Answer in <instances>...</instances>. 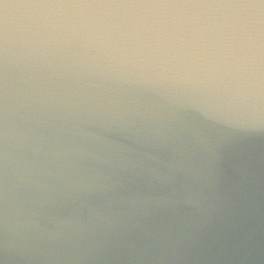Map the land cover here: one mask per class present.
<instances>
[{
  "label": "clouds",
  "instance_id": "clouds-1",
  "mask_svg": "<svg viewBox=\"0 0 264 264\" xmlns=\"http://www.w3.org/2000/svg\"><path fill=\"white\" fill-rule=\"evenodd\" d=\"M252 135L264 0H0V264H264Z\"/></svg>",
  "mask_w": 264,
  "mask_h": 264
},
{
  "label": "water",
  "instance_id": "water-1",
  "mask_svg": "<svg viewBox=\"0 0 264 264\" xmlns=\"http://www.w3.org/2000/svg\"><path fill=\"white\" fill-rule=\"evenodd\" d=\"M231 131L220 126L213 131L214 136ZM251 160L257 172L264 177V135H252L236 139L233 145L224 150L225 186L230 184L229 171L244 160ZM264 211V210H262ZM221 243L230 242L232 235L221 228Z\"/></svg>",
  "mask_w": 264,
  "mask_h": 264
}]
</instances>
